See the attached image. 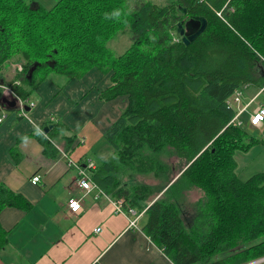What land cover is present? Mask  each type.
<instances>
[{
	"label": "trees",
	"instance_id": "trees-1",
	"mask_svg": "<svg viewBox=\"0 0 264 264\" xmlns=\"http://www.w3.org/2000/svg\"><path fill=\"white\" fill-rule=\"evenodd\" d=\"M116 8L121 19L105 20ZM196 15L206 25L184 43L176 23ZM119 33L130 43L114 53L108 42ZM11 60L22 70L2 81L22 98L44 79L62 87L92 68L108 73L99 98L127 101L103 133L111 154L89 176L124 206L144 209L143 232L174 264H245L264 256V171L241 180L233 156L264 145V131L226 125L234 91L264 86V0H0V68ZM48 123V139L37 138L54 156L49 139L68 128L59 118ZM62 138L66 148L74 136ZM136 173H153L158 182ZM191 187L202 196L187 204ZM31 205L0 181V210ZM7 241L0 224V249Z\"/></svg>",
	"mask_w": 264,
	"mask_h": 264
},
{
	"label": "crops",
	"instance_id": "crops-1",
	"mask_svg": "<svg viewBox=\"0 0 264 264\" xmlns=\"http://www.w3.org/2000/svg\"><path fill=\"white\" fill-rule=\"evenodd\" d=\"M39 1L48 4L53 0ZM108 76L92 68L62 87L44 79L28 96L35 102L28 116L19 117L16 109H9L11 112L0 123V181L32 204L28 210L12 206L0 210V224L7 230L8 239L0 249V264H174L143 232L144 212L137 217L136 225L130 226L132 216L117 212L112 203L120 197L113 198L105 190L96 196L94 188L84 192L76 184L74 168L66 164L58 149L77 162L90 159L94 167L109 156L100 155L107 154L103 133L127 99L124 95L110 100L99 98L100 90L109 83ZM2 96L6 94L0 101ZM51 116L61 119L68 128L53 137L58 151L54 156L44 152L29 123L32 120L43 128ZM18 134L30 137L27 146ZM71 135L74 138L66 149L62 137ZM34 174L39 175L36 183L30 180ZM70 197L79 198L80 212L69 210ZM96 227L99 231H94Z\"/></svg>",
	"mask_w": 264,
	"mask_h": 264
},
{
	"label": "built area",
	"instance_id": "built-area-1",
	"mask_svg": "<svg viewBox=\"0 0 264 264\" xmlns=\"http://www.w3.org/2000/svg\"><path fill=\"white\" fill-rule=\"evenodd\" d=\"M219 14V12H217ZM174 40H177L176 37H174ZM14 83H19L18 79L14 80ZM246 85H242L240 88L236 89L233 93V95L231 96V100L233 103V106L235 108V113L234 115L228 120V122L226 123V125L232 124V125H242L243 122L240 118V115L243 112H248L249 116H248V125L255 127V128H264V101H260V102H256L253 107L250 108L251 103L253 102L255 96L261 92L264 88V86H262L261 88H259L257 90V92L253 95L250 96L249 98H247L246 101H244V95H243V88H245ZM6 89V94L10 95L11 98H13L15 100V109L18 112L17 114L19 115V117H27L28 116V111L33 107L32 105H35V102L33 99H31L30 97H26V98H22L20 96H18L17 94L14 93L13 89L6 83L1 82L0 83V93L4 92ZM0 116H3L5 118L6 113H0ZM51 121H55L56 118H54V116H51L49 118ZM41 128V127H40ZM43 130V128H41ZM44 132V131H43ZM45 133V132H44ZM46 134V133H45ZM53 145L57 144L52 140L49 139ZM58 148V147H57ZM60 150V154H62L63 157L66 158L67 161V165L69 167L74 168L75 172H76V177H75V181L76 184L82 189L84 190V192H87L90 189H96V196H98V194L103 193V189L99 188L90 178L89 176V172L90 169L95 168L94 166V162H92L90 159H87L85 162H77L72 160L67 152L61 148H58ZM32 183H36L39 181V175L38 174H34L31 176L30 178ZM122 201L123 198L120 197V199H114L112 200V203L115 207V210L118 212H124L126 214H129L132 216V218L129 219V225L130 226H135L136 225V219L137 217L140 215L141 212L144 211V209H141V211H137L136 208L132 207V206H124V209L122 208ZM77 205V207H73V205ZM67 206L69 208L70 211L72 212H80L82 210V205L81 202L79 200V198H75V197H70L67 199ZM123 209V210H122ZM100 227H96L94 228V231H99Z\"/></svg>",
	"mask_w": 264,
	"mask_h": 264
},
{
	"label": "rangeland",
	"instance_id": "rangeland-1",
	"mask_svg": "<svg viewBox=\"0 0 264 264\" xmlns=\"http://www.w3.org/2000/svg\"><path fill=\"white\" fill-rule=\"evenodd\" d=\"M158 1L164 3L168 0H158ZM53 2L54 0L46 4V6L52 5ZM128 3L129 5H131L134 3V0H128ZM129 43H130L129 35L127 33H119L116 35L115 38H113L111 41L108 42V47L114 53H120L129 45ZM21 70H22V63L20 61H15V60L8 61L4 65L3 68H0V75H2V77H0V83L3 82L2 80L4 79L12 80L16 78L17 73L20 72ZM5 92H6V89L4 93ZM256 92H257L256 89L251 85H248L245 88H243V95L246 96L244 101L247 100V97L253 96ZM260 101H264V90H262L255 96L253 102L250 105V108L253 107V105L256 102H260ZM12 110H15V109H12ZM7 112L9 113L11 112V110L0 107V113H7ZM248 116H249L248 112H243L240 115V118L243 122V126L248 131H250L252 134L259 136L264 131V128L263 127L255 128V127L249 126ZM103 142L106 145L107 154H100V155H104V156L110 155L112 152L111 147L107 144L106 140ZM233 156L236 161L235 171L241 180H245L247 177H249L253 173L264 171V145L263 144H254L246 151H241L237 149L233 152ZM168 161L171 164H175L176 166L178 165L177 158L174 156L169 157ZM179 172L173 177V179L179 174ZM135 178H137L138 180L144 183H149V184H154L158 182V179L153 173H146V174L136 173ZM126 179L127 178L125 176L122 177V180H126ZM201 196H202V192L197 187H191L187 189L186 191H184V198L186 199L187 204H193Z\"/></svg>",
	"mask_w": 264,
	"mask_h": 264
},
{
	"label": "water",
	"instance_id": "water-1",
	"mask_svg": "<svg viewBox=\"0 0 264 264\" xmlns=\"http://www.w3.org/2000/svg\"><path fill=\"white\" fill-rule=\"evenodd\" d=\"M177 10L180 13H185L186 9L184 6H178ZM206 25V19L203 16H194L189 19H187L184 22H177L176 23V31L181 36V39L184 43H188L189 40L193 39L195 36H197L205 27ZM1 100L3 103H6V105L10 108H13L15 106V100L13 98H7L6 96H2ZM53 124L49 123L43 126V131L47 132L50 127H52ZM264 260V256L255 260H252L250 262H247L245 264H255L257 262H260Z\"/></svg>",
	"mask_w": 264,
	"mask_h": 264
},
{
	"label": "clouds",
	"instance_id": "clouds-1",
	"mask_svg": "<svg viewBox=\"0 0 264 264\" xmlns=\"http://www.w3.org/2000/svg\"><path fill=\"white\" fill-rule=\"evenodd\" d=\"M121 16H122V10L120 8H116V9H113L111 12L104 13L105 20L119 21L121 19ZM32 106L34 107L35 105L33 104ZM3 120H4V117L0 116V123H3ZM29 123L32 124L33 129H34V134L36 136H40L44 139H48L47 135L43 132V130L40 128V126L36 122L29 120ZM61 132L63 133L64 130L62 129ZM18 135H19V139L21 143L27 146V144L29 143L30 137L27 134H18Z\"/></svg>",
	"mask_w": 264,
	"mask_h": 264
},
{
	"label": "snow or ice",
	"instance_id": "snow-or-ice-1",
	"mask_svg": "<svg viewBox=\"0 0 264 264\" xmlns=\"http://www.w3.org/2000/svg\"><path fill=\"white\" fill-rule=\"evenodd\" d=\"M73 207L75 208V207H77V205L74 204Z\"/></svg>",
	"mask_w": 264,
	"mask_h": 264
}]
</instances>
